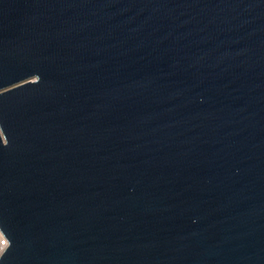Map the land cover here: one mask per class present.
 Returning a JSON list of instances; mask_svg holds the SVG:
<instances>
[{"label": "water", "instance_id": "obj_1", "mask_svg": "<svg viewBox=\"0 0 264 264\" xmlns=\"http://www.w3.org/2000/svg\"><path fill=\"white\" fill-rule=\"evenodd\" d=\"M0 264H264V0H0Z\"/></svg>", "mask_w": 264, "mask_h": 264}, {"label": "built area", "instance_id": "obj_2", "mask_svg": "<svg viewBox=\"0 0 264 264\" xmlns=\"http://www.w3.org/2000/svg\"><path fill=\"white\" fill-rule=\"evenodd\" d=\"M7 246H8V241L0 231V255L3 253V251L6 249Z\"/></svg>", "mask_w": 264, "mask_h": 264}]
</instances>
